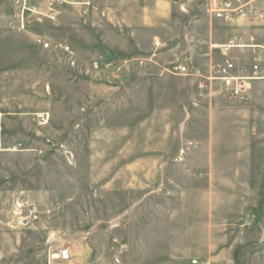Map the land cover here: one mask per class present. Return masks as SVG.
I'll use <instances>...</instances> for the list:
<instances>
[{
    "label": "rangeland",
    "instance_id": "1",
    "mask_svg": "<svg viewBox=\"0 0 264 264\" xmlns=\"http://www.w3.org/2000/svg\"><path fill=\"white\" fill-rule=\"evenodd\" d=\"M210 1L93 0L21 30L0 0V264H264V78L222 96L219 46L246 31ZM23 196L51 213L22 221Z\"/></svg>",
    "mask_w": 264,
    "mask_h": 264
},
{
    "label": "built area",
    "instance_id": "2",
    "mask_svg": "<svg viewBox=\"0 0 264 264\" xmlns=\"http://www.w3.org/2000/svg\"><path fill=\"white\" fill-rule=\"evenodd\" d=\"M13 5V21L11 25L17 29L27 28L31 16L55 20L64 7H71L80 12H87L93 6V0H11ZM209 11L215 18L223 20L229 26L244 29L246 32L232 34L226 43L220 44L225 57L216 78L221 84V94L228 100H243L252 87V82L264 78V0H211ZM260 33H259V32ZM38 43L45 48L54 44L39 37ZM55 46L70 49L61 42ZM172 73L188 74L189 68L183 63H174L169 69ZM208 80L215 77H207ZM207 83L201 81V86ZM17 207L24 214L22 221L28 223L41 219L43 213H51V209L42 210L39 204L29 196L18 198ZM60 208V206H57ZM126 246L123 245L122 249ZM58 256L63 260L71 258L69 248L62 249ZM194 263H199L195 259ZM208 264V262H203Z\"/></svg>",
    "mask_w": 264,
    "mask_h": 264
},
{
    "label": "crops",
    "instance_id": "3",
    "mask_svg": "<svg viewBox=\"0 0 264 264\" xmlns=\"http://www.w3.org/2000/svg\"><path fill=\"white\" fill-rule=\"evenodd\" d=\"M185 154H187V155H190V156H186V155H185V158H190V157H191V155H192V154H190V153H187V152H186ZM208 207H209V206H208Z\"/></svg>",
    "mask_w": 264,
    "mask_h": 264
}]
</instances>
